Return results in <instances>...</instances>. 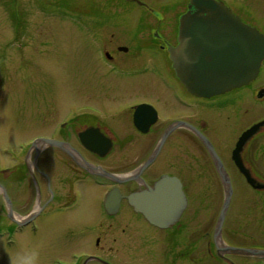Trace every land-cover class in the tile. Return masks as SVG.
Here are the masks:
<instances>
[{
    "label": "flooded vegetation",
    "instance_id": "af4514ba",
    "mask_svg": "<svg viewBox=\"0 0 264 264\" xmlns=\"http://www.w3.org/2000/svg\"><path fill=\"white\" fill-rule=\"evenodd\" d=\"M116 1L106 0L111 5ZM127 1L141 9L134 26L114 31L116 26L106 21L84 33L83 66L104 74L96 79L93 93L65 101L61 116L46 123L47 132L22 144L13 169L16 198L11 199L6 178L0 182L3 201L13 213L12 224L0 230L15 242L18 236L22 242L64 220L63 247L54 264H120L102 252L159 243L173 248V264L181 261L182 232L194 230L183 218L196 211L198 167H204L199 159H210L206 181L224 183L205 140L231 183L238 177L245 180L233 160L237 173H231L222 152L230 150L233 159L241 135L260 124L244 144L241 158L251 175L264 182L251 159L254 150L264 149V61L246 85L211 97L194 95L177 76L170 52L180 43L182 15L195 11L191 0L162 5ZM227 130L231 132L224 137ZM165 178L170 181L168 192L176 182L181 184L186 205L174 223L159 227L135 208L134 198ZM171 211L168 207L166 212ZM195 241L191 235L184 243L193 248ZM84 246L87 251H74ZM213 246L218 256L215 241Z\"/></svg>",
    "mask_w": 264,
    "mask_h": 264
},
{
    "label": "rangeland",
    "instance_id": "374dc122",
    "mask_svg": "<svg viewBox=\"0 0 264 264\" xmlns=\"http://www.w3.org/2000/svg\"><path fill=\"white\" fill-rule=\"evenodd\" d=\"M179 1L153 0L161 5ZM223 1L264 33V0ZM140 12L139 7L127 0H117L112 5L106 0H0V182L6 178L12 200L17 197L13 169L22 153V144L37 134L46 133V123L61 116L58 112L63 111L64 102L93 93L96 79L104 75L83 66L84 33L106 21L116 26L114 31L126 30L135 25L134 16ZM226 132L231 130L224 131V137ZM222 153L231 173L236 174L230 150ZM252 153V165L264 179V149ZM199 161L204 167H198L196 211L183 218L194 230L192 227V231L187 228L182 232V246L178 248L181 261L176 264H190L191 259L195 264H231L216 254L213 243H218L219 238L229 245L264 249V190L253 188L241 177L232 182L231 203L221 234L215 238L226 187L220 181L205 180L204 174H211L208 155ZM10 216L13 213L3 201L0 186V226L11 225ZM62 223L64 220H59L22 242L19 236L15 242L14 236L8 237L0 230V264H54L56 254L63 247ZM191 235L196 238L193 248L184 243L185 238L190 241ZM81 250L87 251V247L74 251ZM172 250L159 243L142 248L116 246L111 252L107 247L102 253H109L120 264L125 261L173 264ZM228 256L234 264H264V256Z\"/></svg>",
    "mask_w": 264,
    "mask_h": 264
},
{
    "label": "water",
    "instance_id": "95a60500",
    "mask_svg": "<svg viewBox=\"0 0 264 264\" xmlns=\"http://www.w3.org/2000/svg\"><path fill=\"white\" fill-rule=\"evenodd\" d=\"M192 6L195 11L184 13L180 19V43L170 50L173 67L188 91L197 96L211 97L246 85L255 79L264 60V34L256 27L243 22L223 1L191 0L190 7ZM259 125L252 126L241 135L232 152V158L247 182L255 189L264 190V182L251 175L241 158L244 144ZM205 143L216 160L226 187L224 203L215 229L216 238L223 228L233 186L218 155L208 141L205 140ZM169 184L170 181L165 178L153 189L138 193L134 198L135 208L151 223L160 227L174 223L186 205L181 184L176 182L174 188L168 192L165 188ZM6 198L9 201V198ZM169 200L171 204L168 203ZM168 207L174 211L166 212ZM217 248L220 252L264 256V249L227 245Z\"/></svg>",
    "mask_w": 264,
    "mask_h": 264
},
{
    "label": "bare ground",
    "instance_id": "6f19581e",
    "mask_svg": "<svg viewBox=\"0 0 264 264\" xmlns=\"http://www.w3.org/2000/svg\"><path fill=\"white\" fill-rule=\"evenodd\" d=\"M189 11H191V10H189ZM188 12V11H187ZM218 244L220 245V246H223V242L221 241V239L219 238V240H218Z\"/></svg>",
    "mask_w": 264,
    "mask_h": 264
}]
</instances>
